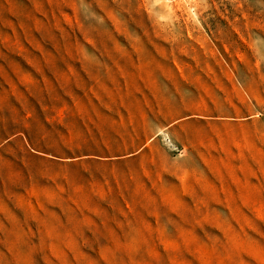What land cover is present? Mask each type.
<instances>
[{"label": "rangeland", "instance_id": "374dc122", "mask_svg": "<svg viewBox=\"0 0 264 264\" xmlns=\"http://www.w3.org/2000/svg\"><path fill=\"white\" fill-rule=\"evenodd\" d=\"M0 264H264V0H0Z\"/></svg>", "mask_w": 264, "mask_h": 264}]
</instances>
